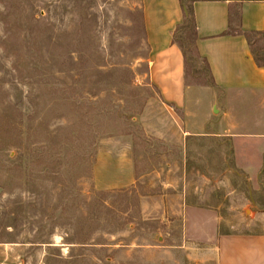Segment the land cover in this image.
Listing matches in <instances>:
<instances>
[{"label": "rangeland", "instance_id": "rangeland-1", "mask_svg": "<svg viewBox=\"0 0 264 264\" xmlns=\"http://www.w3.org/2000/svg\"><path fill=\"white\" fill-rule=\"evenodd\" d=\"M146 11L0 0V264H214L221 237L264 232V137L184 141L181 112L173 131L150 111Z\"/></svg>", "mask_w": 264, "mask_h": 264}, {"label": "crops", "instance_id": "crops-1", "mask_svg": "<svg viewBox=\"0 0 264 264\" xmlns=\"http://www.w3.org/2000/svg\"><path fill=\"white\" fill-rule=\"evenodd\" d=\"M145 1L151 17L150 80L159 97L150 111L157 109L173 131L181 112L184 141L204 135L211 125L216 136L231 142L264 137V67L256 63L245 36L264 33V0H189L197 25V52L208 63L213 87L186 85L184 57L173 43L185 15L180 0ZM232 13L241 17L244 34L225 35ZM200 92L209 96L203 119L196 117L192 103ZM215 111L218 114L213 121L209 115ZM119 162H125L119 163L121 182L129 186L132 181L127 177L135 174L134 164L125 158ZM213 256L214 264H264V232L223 236Z\"/></svg>", "mask_w": 264, "mask_h": 264}, {"label": "trees", "instance_id": "trees-1", "mask_svg": "<svg viewBox=\"0 0 264 264\" xmlns=\"http://www.w3.org/2000/svg\"><path fill=\"white\" fill-rule=\"evenodd\" d=\"M180 3L187 13L184 15L183 22L178 26L173 37V43L177 45L182 51L186 69L185 82L188 86H202L213 87L215 86L212 78L210 68L205 59L201 58L197 52L196 42L198 39L197 25L194 17V11L192 3L189 0H180ZM241 17L230 14V27L225 35H242L244 34L240 29ZM264 33H245L247 40L249 41L252 49V54L256 60V63L264 67V45L260 48L261 54H259L257 45L260 41L255 38H264ZM191 70L193 76L197 79L196 82H187V71Z\"/></svg>", "mask_w": 264, "mask_h": 264}, {"label": "water", "instance_id": "water-1", "mask_svg": "<svg viewBox=\"0 0 264 264\" xmlns=\"http://www.w3.org/2000/svg\"><path fill=\"white\" fill-rule=\"evenodd\" d=\"M185 13H187L186 9H184Z\"/></svg>", "mask_w": 264, "mask_h": 264}]
</instances>
